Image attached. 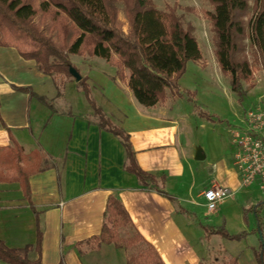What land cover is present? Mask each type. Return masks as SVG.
I'll return each mask as SVG.
<instances>
[{
    "label": "crops",
    "instance_id": "crops-1",
    "mask_svg": "<svg viewBox=\"0 0 264 264\" xmlns=\"http://www.w3.org/2000/svg\"><path fill=\"white\" fill-rule=\"evenodd\" d=\"M100 78L103 83L105 76ZM104 82L111 90L105 93L95 80L90 97L97 84L102 91L94 96L104 105L105 117L129 136L139 166L156 176L152 186L126 170L121 140L90 112L84 91L74 96L69 88L61 96L63 110H56L51 103L53 77L15 47L0 46V162L5 165L0 169V239L10 248H23L35 245L41 230L44 264H127L124 249L94 239L114 194L164 264H210L220 258L258 264L250 253L260 246L258 222L249 231L242 212L252 197V184L241 185L232 137L230 149L223 146L217 160L204 146L205 158L196 160L199 145L188 128L197 113L184 110L188 102L180 95L176 98L168 90L164 101L146 107L117 73ZM16 87L31 88L37 96ZM124 104L131 110L125 112ZM217 185L230 187L234 194L209 212L203 193ZM221 213L227 233L246 236L230 239L217 232L219 223L205 218ZM37 258L32 252L31 259Z\"/></svg>",
    "mask_w": 264,
    "mask_h": 264
},
{
    "label": "trees",
    "instance_id": "trees-1",
    "mask_svg": "<svg viewBox=\"0 0 264 264\" xmlns=\"http://www.w3.org/2000/svg\"><path fill=\"white\" fill-rule=\"evenodd\" d=\"M213 10L205 15L216 35L215 56L221 71L231 77L233 92L240 102L245 96L244 82L253 77L247 58L240 57L242 42L249 37L258 51L264 68V0H255L254 14L247 23L241 14L249 8V0H209ZM118 2L123 4L119 9ZM124 13L128 30L123 29L119 13ZM0 46H13L25 59H33L43 73L72 76L69 55L103 58L116 68L136 100L152 107L165 100L167 91L179 88V80L189 61H201L203 52L194 28L184 25L177 7L157 8L153 0H0ZM87 78L79 81L99 116L100 125L122 142L128 163L126 170L143 185L152 186L153 173L143 170L135 157L129 136L105 117L90 97ZM37 96L31 88L16 87ZM264 201L255 210L261 232L260 246L255 250L258 264H264ZM217 232L241 239L246 232L230 235L224 228ZM41 230L35 245L10 248L0 239V261L6 264H44L41 261ZM98 244H113L124 249L127 264H164L154 247L134 226L121 200L108 198L101 232L94 237ZM32 252L38 254L31 259ZM236 263V260H233ZM58 264H65L60 261Z\"/></svg>",
    "mask_w": 264,
    "mask_h": 264
},
{
    "label": "rangeland",
    "instance_id": "rangeland-1",
    "mask_svg": "<svg viewBox=\"0 0 264 264\" xmlns=\"http://www.w3.org/2000/svg\"><path fill=\"white\" fill-rule=\"evenodd\" d=\"M157 8L165 10L167 7H177V14L181 16L185 26L191 24L194 28V35L198 40L200 48L203 52V59L201 61H189L186 65V71L183 74L179 88L173 91L174 97H180L188 105L184 108L190 114L197 113L196 116L191 117L190 130L191 140H194L199 147L204 146L208 155L216 160L222 155L224 147H228L231 142V134L229 128L234 126H244L241 121V115L251 109H254L258 105L260 96H264V68L262 65L261 57L256 48L251 44L249 37H245L242 42V51L240 57L247 58L252 66L253 77L250 81L244 82L243 87L245 89V96L242 102L239 101L238 96L233 92L231 86V77L228 74H224L217 62L215 56L216 49V35L212 29L211 22L207 19L206 11L213 10V5L209 0H153ZM39 0H36V4ZM119 9H123V4L118 2ZM255 0H249V8L243 12L240 16L247 23L248 19L254 14ZM119 19L123 22V29L128 30V23L121 11L119 13ZM13 47V46H7ZM83 58H79L73 55H69V60L73 67H75L82 78L86 74L89 87L90 83L96 80L102 87L103 91L109 92L111 90L110 85L105 83L106 77L108 80L114 78L116 75L115 67H111L108 62L103 59L89 58L88 55H81ZM96 71V72H95ZM89 72L96 73L94 77L90 76ZM103 74L105 76L103 83ZM55 82V99L51 101L55 109L63 110L61 96L68 95L66 93L70 88L72 95L76 96L78 93H82L83 89L78 84L79 82L73 76L67 75H55L53 77ZM112 83V82H111ZM97 85V84H95ZM95 85L91 89V97L97 102L96 106L101 107V111L105 114L106 109L104 105L95 97L101 88L96 89ZM66 93V94H65ZM95 95V96H94ZM180 95V96H179ZM264 99V97L262 98ZM98 100V101H97ZM192 104V105H189ZM90 112H94L91 105H88ZM124 111L131 110L130 105L124 104ZM95 114V112H94ZM97 115V114H96ZM106 115V114H105ZM107 116V115H106ZM206 117L205 119L201 118ZM112 122V120H111ZM113 125L118 126L116 122H112ZM202 123H205L202 126ZM119 127V126H118ZM224 146V147H223ZM5 168L4 163L0 162V169ZM259 180H256L249 189H253L252 197H248L245 204L248 208L242 210L244 215V222L249 231L255 229L256 214L255 210L257 205L264 201V192L259 188ZM205 218L214 220L215 224L219 223L221 228L223 227V213L217 214L215 217L212 215ZM219 221V222H218ZM249 224V225H247ZM248 226H251L249 229ZM255 257V250H251ZM32 257V254L30 255ZM0 264H6L0 261ZM210 264H237L233 260H224L220 258L218 263Z\"/></svg>",
    "mask_w": 264,
    "mask_h": 264
},
{
    "label": "built area",
    "instance_id": "built-area-1",
    "mask_svg": "<svg viewBox=\"0 0 264 264\" xmlns=\"http://www.w3.org/2000/svg\"><path fill=\"white\" fill-rule=\"evenodd\" d=\"M244 126L231 128L232 142L236 147L235 165L240 171L241 185L248 186L259 180L264 191V99L257 107L244 113ZM234 191L227 186H212L203 193L207 210L213 212L222 200Z\"/></svg>",
    "mask_w": 264,
    "mask_h": 264
},
{
    "label": "water",
    "instance_id": "water-1",
    "mask_svg": "<svg viewBox=\"0 0 264 264\" xmlns=\"http://www.w3.org/2000/svg\"><path fill=\"white\" fill-rule=\"evenodd\" d=\"M71 75L76 79L77 82H79L82 79V75L80 74V72L73 66H70L69 68ZM205 158V154L204 151L202 150V148L198 147L196 149V153H195V159L196 160H202ZM259 233V237L260 239L262 238L261 232L260 230L258 231Z\"/></svg>",
    "mask_w": 264,
    "mask_h": 264
}]
</instances>
